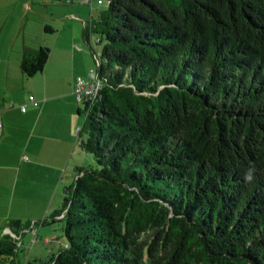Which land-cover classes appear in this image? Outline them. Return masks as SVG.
Wrapping results in <instances>:
<instances>
[{
    "label": "trees",
    "instance_id": "trees-1",
    "mask_svg": "<svg viewBox=\"0 0 264 264\" xmlns=\"http://www.w3.org/2000/svg\"><path fill=\"white\" fill-rule=\"evenodd\" d=\"M105 7L85 26L100 89L79 137L95 166L33 222L61 223L63 245L26 264H264V0ZM49 55L24 51L21 76ZM6 228L0 264H20Z\"/></svg>",
    "mask_w": 264,
    "mask_h": 264
},
{
    "label": "rangeland",
    "instance_id": "rangeland-1",
    "mask_svg": "<svg viewBox=\"0 0 264 264\" xmlns=\"http://www.w3.org/2000/svg\"><path fill=\"white\" fill-rule=\"evenodd\" d=\"M99 1L106 3L107 0H45L44 4L35 0H0V98H5L0 105V113L7 109L10 114L5 121V130L0 121V238L3 235L14 237L10 231H5L12 223H19L20 228H12L19 237L22 235L20 231L31 224L32 219L41 222L44 215L47 217L61 205L63 192L73 183V178L67 177L52 181L42 175L44 169L39 167L21 169L22 164L26 163L21 161V157H27V154L22 151L26 132L18 115L19 100L29 96L23 85L29 79L21 76L19 68L23 47L36 44L35 48L38 49L39 43H42L50 49V54L54 50L55 55L60 51L68 60L71 52L79 48L81 59L78 58L74 66L81 79L88 80L89 75L96 71L92 52L99 51L100 47L96 46V35H85L83 22L96 19L107 9L104 5H98ZM47 27L51 32L46 30ZM77 41H80L79 45ZM80 109L83 111V105H80ZM78 120L80 127L77 130H80L85 117L81 115ZM77 130L75 141L79 138ZM83 137L81 135V141ZM84 154L81 167H94L91 156ZM35 229L38 234L36 242H33V234L28 232L18 238L22 244L19 246L20 264L35 259L46 261L51 252L56 253L60 243H64L61 223L43 227L38 224ZM46 238H58V241L45 245Z\"/></svg>",
    "mask_w": 264,
    "mask_h": 264
},
{
    "label": "crops",
    "instance_id": "crops-1",
    "mask_svg": "<svg viewBox=\"0 0 264 264\" xmlns=\"http://www.w3.org/2000/svg\"><path fill=\"white\" fill-rule=\"evenodd\" d=\"M35 1L44 4L45 0ZM72 19L77 18L72 17ZM86 23L83 22L85 35ZM76 44L79 45L80 41H77ZM35 47L36 44L33 47L25 45L23 52L36 50ZM40 47L46 46L39 43L38 48ZM78 52H81L79 48L74 49L71 52L70 60H68L60 51L55 55L56 51L54 50L49 55L42 73L35 75L28 82H23L24 80L21 78L22 82L26 83L23 85L29 92V96H24L19 100V107L26 106L24 113L20 108L18 113L26 132L22 151L27 154V157L24 155L21 157V161L26 162L22 164L21 169L23 167H26L27 170L32 167H39L44 169L41 172L42 175L51 178L52 181L67 177L73 178L74 182L76 169L82 168L81 161L85 157L84 153H86L81 147V137L77 141L74 138L75 131L80 127L78 117L81 116L82 112L80 104L76 102L74 96L76 79L81 78L80 73L77 72L78 69L74 66L78 58L81 59V53L78 54ZM29 97H33L38 102L37 107L29 104ZM4 99L0 98V105L4 103ZM8 116L10 114L7 109L1 111L0 121L3 130L6 128L5 121ZM52 213L47 217H50ZM44 216L42 220L47 218ZM58 219L60 220V218ZM31 222L20 231L22 233L19 236L20 238L25 233H30L31 226L36 221L32 219ZM5 231L10 230L6 228ZM37 237L38 234L34 236L33 242H36ZM53 241H58V238H46L44 244L49 245ZM60 246H62V243H60Z\"/></svg>",
    "mask_w": 264,
    "mask_h": 264
},
{
    "label": "built area",
    "instance_id": "built-area-1",
    "mask_svg": "<svg viewBox=\"0 0 264 264\" xmlns=\"http://www.w3.org/2000/svg\"><path fill=\"white\" fill-rule=\"evenodd\" d=\"M98 5L105 6L107 5V1L106 3L99 1ZM99 89H100V84L97 80L95 71L89 75L88 80H82L81 78H77L74 89V96L76 102L80 105L94 102L98 97ZM28 102L34 107L38 106V102H36L33 97H29ZM20 109L24 113L26 111V106H21ZM79 132L80 130H77V137L79 136ZM35 226L36 225L32 224L31 229L29 231L30 233L33 234V236H37V231L35 229ZM18 246H21V244L19 243Z\"/></svg>",
    "mask_w": 264,
    "mask_h": 264
},
{
    "label": "water",
    "instance_id": "water-1",
    "mask_svg": "<svg viewBox=\"0 0 264 264\" xmlns=\"http://www.w3.org/2000/svg\"><path fill=\"white\" fill-rule=\"evenodd\" d=\"M11 227L14 228V229L18 228L19 227V223L18 222L12 223Z\"/></svg>",
    "mask_w": 264,
    "mask_h": 264
},
{
    "label": "clouds",
    "instance_id": "clouds-1",
    "mask_svg": "<svg viewBox=\"0 0 264 264\" xmlns=\"http://www.w3.org/2000/svg\"><path fill=\"white\" fill-rule=\"evenodd\" d=\"M246 179H249L250 177L246 174V177H245Z\"/></svg>",
    "mask_w": 264,
    "mask_h": 264
}]
</instances>
